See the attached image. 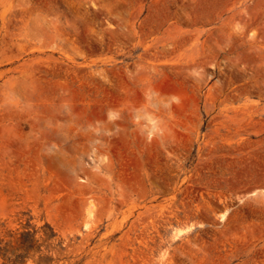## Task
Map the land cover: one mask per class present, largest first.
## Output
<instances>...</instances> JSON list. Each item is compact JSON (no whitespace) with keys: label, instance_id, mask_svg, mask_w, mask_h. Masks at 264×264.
I'll return each mask as SVG.
<instances>
[{"label":"rangeland","instance_id":"rangeland-1","mask_svg":"<svg viewBox=\"0 0 264 264\" xmlns=\"http://www.w3.org/2000/svg\"><path fill=\"white\" fill-rule=\"evenodd\" d=\"M0 264H264V0H0Z\"/></svg>","mask_w":264,"mask_h":264}]
</instances>
